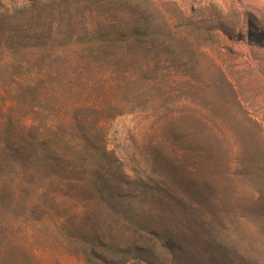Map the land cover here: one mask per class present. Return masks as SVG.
Segmentation results:
<instances>
[{
	"label": "rangeland",
	"instance_id": "1",
	"mask_svg": "<svg viewBox=\"0 0 264 264\" xmlns=\"http://www.w3.org/2000/svg\"><path fill=\"white\" fill-rule=\"evenodd\" d=\"M80 106L107 157L73 160ZM39 128L67 136V161L41 172L82 180L46 183L73 196H41L48 211L11 200L13 134ZM3 230L46 264H264V0H0Z\"/></svg>",
	"mask_w": 264,
	"mask_h": 264
},
{
	"label": "trees",
	"instance_id": "2",
	"mask_svg": "<svg viewBox=\"0 0 264 264\" xmlns=\"http://www.w3.org/2000/svg\"><path fill=\"white\" fill-rule=\"evenodd\" d=\"M98 24H104V22L100 21ZM97 24V25H98ZM91 107L89 106H80L77 108L78 111H82V115H77L74 118L72 117V121H74L78 125H83L85 127H89V129L85 130L84 133L80 134L79 136V144H73L69 146L70 148H77L75 153L77 156L73 157V160H77L78 162H88V160H84V158L80 157V153H88L89 151H95V154H98V157H107V151L103 147V136L99 132V124H100V118H94L91 117L89 114L85 113V111L90 110ZM34 121L31 123V126H34ZM25 129H28L24 126ZM92 128V130H90ZM30 129V128H29ZM14 136V142L11 148H9L10 156L12 158V162L15 163L13 166L14 169H17L16 167H22L21 174L15 173L12 186V201H18L21 195L25 194V201L24 203L29 206V208H32V210H42L48 211L45 207H50L54 203L57 204L59 208L64 207L63 204H59V198L60 197H73L70 192H67L65 194L57 193V196L55 195V192H46V195L43 194V190L46 189V183L49 184H57L59 188L67 187V182L71 183L73 181L80 183L82 180L80 178H71V176H68L70 174L69 171H72L75 169L72 165L67 164V166L64 168L68 171H65L64 174L56 175L52 173V170L50 175H48V172H41L43 169H51L52 167L56 166V162H66L68 158H65L62 154V148L61 145L67 144V136L65 134H59L58 132L51 131L50 129L44 132V129H34L33 131H27V132H20L17 134H13ZM256 137H259V134L255 135ZM236 137V136H235ZM257 137V138H258ZM98 141V142H97ZM98 143V144H97ZM83 144L85 146H83ZM233 145L237 147L235 149L237 153L240 154V151L242 149L241 154L246 150L242 148V143L240 140L236 139L234 140ZM232 145V146H233ZM193 147V146H192ZM194 148V147H193ZM193 148H187L184 150V153L188 155L192 159L193 162H212L213 155L208 152L207 149H205L201 154H194ZM229 150V151H228ZM224 155L220 158L221 162H238L237 159L232 158V151L228 148L224 150ZM47 157H45V155ZM49 154V156H48ZM240 154V155H241ZM40 155H44L43 159H41V163L34 164L35 166L29 165L26 166L23 164L25 161V157L30 160H40ZM19 162V164H18ZM22 164H21V163ZM23 165V166H22ZM91 164L85 163L84 165H80L81 172H77L76 175H79L83 173L84 176L87 175L88 170H90ZM226 172L222 173L220 176L223 178H226L230 180L231 177L229 172L228 165H225ZM209 180L205 178L207 181L206 185L204 187H208V189H215L214 182L209 178L211 175V171L204 170L202 171ZM19 175V176H17ZM43 186H40V185ZM80 188V186H79ZM84 188V186H83ZM40 192V193H39ZM39 193V195H37ZM49 197V201L52 202L50 204H46L41 196H47ZM73 194V192H72ZM37 195V198H35ZM40 199H39V198ZM58 197V198H57ZM209 201L208 203H210ZM49 203V202H48ZM17 207V206H16ZM53 210V206H52ZM71 211L68 213L73 214V208H70ZM43 215L41 218L43 221H45L49 214H45L41 212ZM58 221H62V216H57ZM37 220V219H36ZM57 221V222H58ZM56 223V222H55ZM1 239L5 240L6 243L3 244V240L0 239V264H46L44 261L40 259V257L35 253V250L32 249L28 245V239H26V242L22 240V238L19 237L18 232L16 230H3Z\"/></svg>",
	"mask_w": 264,
	"mask_h": 264
}]
</instances>
